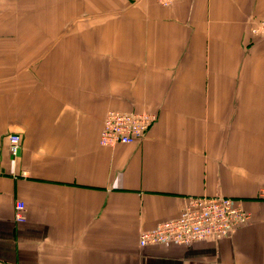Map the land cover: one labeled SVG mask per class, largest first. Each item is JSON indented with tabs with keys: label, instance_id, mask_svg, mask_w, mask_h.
I'll return each instance as SVG.
<instances>
[{
	"label": "crops",
	"instance_id": "crops-1",
	"mask_svg": "<svg viewBox=\"0 0 264 264\" xmlns=\"http://www.w3.org/2000/svg\"><path fill=\"white\" fill-rule=\"evenodd\" d=\"M263 19L264 0H0V264H264ZM110 111L156 121L105 148ZM202 196L248 224L139 247Z\"/></svg>",
	"mask_w": 264,
	"mask_h": 264
},
{
	"label": "built area",
	"instance_id": "built-area-1",
	"mask_svg": "<svg viewBox=\"0 0 264 264\" xmlns=\"http://www.w3.org/2000/svg\"><path fill=\"white\" fill-rule=\"evenodd\" d=\"M161 7H170L179 0H155ZM252 35L264 34V19L251 30ZM156 121L148 113H126L110 111L106 114L100 135V144L105 148L117 145H133L144 139ZM10 152L16 156L20 150V137L9 138ZM264 200V190L260 197ZM25 205L16 202L14 221L23 223ZM249 215L241 203L227 197H191L183 207L179 217L157 225L154 229L140 234L138 245L146 248L151 245L190 246L208 239L220 240L227 237L238 227L249 222Z\"/></svg>",
	"mask_w": 264,
	"mask_h": 264
}]
</instances>
